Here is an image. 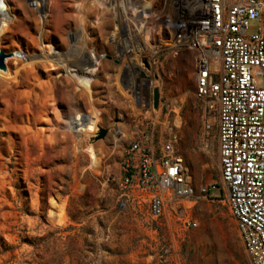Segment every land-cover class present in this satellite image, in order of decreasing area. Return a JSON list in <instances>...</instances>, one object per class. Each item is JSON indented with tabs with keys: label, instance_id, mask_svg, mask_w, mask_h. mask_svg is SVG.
Segmentation results:
<instances>
[{
	"label": "rangeland",
	"instance_id": "1",
	"mask_svg": "<svg viewBox=\"0 0 264 264\" xmlns=\"http://www.w3.org/2000/svg\"><path fill=\"white\" fill-rule=\"evenodd\" d=\"M44 1L50 10L51 39L65 44L73 0ZM29 4L35 7L34 2ZM0 10L7 19L12 18L1 1ZM102 24L107 60L102 88L112 127L126 136L122 135L117 150L102 159V173L92 170L88 167L89 151L97 134L83 137L77 151L72 145L73 132L63 133L68 115L87 112L81 89L64 78L44 86L43 98L52 107L42 118L46 137L42 145L19 151L0 146V264H249L221 197L216 191L205 194L200 189L217 180L218 145L213 117L203 111L194 95V54L190 51L160 57L154 85L160 91L161 103L168 106L163 134H175L176 147L193 186V196L184 206L197 226L184 229L173 217L167 223L151 218L143 207H119L118 160L129 142V131L146 123L130 106L126 87L119 84L122 67L118 43L109 34L115 32V24ZM257 28L258 21L249 20L246 33H254ZM14 33V42L24 48L30 41L27 31H22L25 35ZM0 52L5 55L0 72H5V59L18 51ZM50 118L60 126L53 139L48 130ZM103 122L93 127L100 126L106 133ZM160 128L161 123L157 130Z\"/></svg>",
	"mask_w": 264,
	"mask_h": 264
},
{
	"label": "built area",
	"instance_id": "2",
	"mask_svg": "<svg viewBox=\"0 0 264 264\" xmlns=\"http://www.w3.org/2000/svg\"><path fill=\"white\" fill-rule=\"evenodd\" d=\"M95 1L102 20L115 24L119 84L146 123L129 131L118 160L119 207H143L167 223L173 217L184 229L197 226L185 213L193 186L176 136L163 134L168 106L160 94L158 107L152 105L158 59L190 51L194 95L213 117L218 145L217 180L200 189L221 197L248 263L264 264V0ZM254 19L257 31L247 34Z\"/></svg>",
	"mask_w": 264,
	"mask_h": 264
},
{
	"label": "bare ground",
	"instance_id": "3",
	"mask_svg": "<svg viewBox=\"0 0 264 264\" xmlns=\"http://www.w3.org/2000/svg\"><path fill=\"white\" fill-rule=\"evenodd\" d=\"M0 1L12 17L7 19L8 15L0 10V49L18 51L5 59V72H0V146L19 151L22 147L33 149L42 145L44 127L41 122L52 107L43 98V88L64 78L81 89L88 108L87 112L77 116L68 115L63 126L64 134L73 132L72 145L77 151L81 150L83 137L97 134L100 126L97 129L93 124L99 125V121L104 120L106 135L91 141L88 165L101 174L102 159L118 149L125 133L112 127L102 88L101 77L107 64L102 23L107 22L102 20L98 2L73 0L71 21L65 32L67 38L65 44L59 45L51 39L48 29L50 10L44 0ZM30 2H34L35 7H31ZM16 31L22 35L26 34L22 31H27L30 36L28 43L23 41L26 43L24 48L14 42ZM109 34L113 37L114 32ZM71 52L76 53L72 56ZM50 120L47 119V123ZM51 121L48 130L53 139L60 126L57 121Z\"/></svg>",
	"mask_w": 264,
	"mask_h": 264
},
{
	"label": "water",
	"instance_id": "4",
	"mask_svg": "<svg viewBox=\"0 0 264 264\" xmlns=\"http://www.w3.org/2000/svg\"><path fill=\"white\" fill-rule=\"evenodd\" d=\"M5 57V55L3 53L0 52V68H3V58ZM158 102H159V90L158 87H154L152 90V105L154 108L158 107ZM105 134V129L99 127L98 132H97V136L98 137H102Z\"/></svg>",
	"mask_w": 264,
	"mask_h": 264
}]
</instances>
